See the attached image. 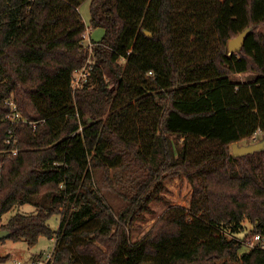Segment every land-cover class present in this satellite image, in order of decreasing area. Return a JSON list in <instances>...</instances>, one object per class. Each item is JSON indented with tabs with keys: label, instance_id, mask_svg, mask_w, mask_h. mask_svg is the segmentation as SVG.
I'll return each mask as SVG.
<instances>
[{
	"label": "trees",
	"instance_id": "obj_1",
	"mask_svg": "<svg viewBox=\"0 0 264 264\" xmlns=\"http://www.w3.org/2000/svg\"><path fill=\"white\" fill-rule=\"evenodd\" d=\"M84 1L0 0V229L31 246L54 238L52 264H264L249 243L264 242V149L232 150L264 132V0H92L90 25L105 29L92 53ZM249 71L258 76L231 78ZM9 100L26 121L7 119ZM96 170L127 177L119 212ZM175 175L191 183L190 205L170 206L133 241ZM24 204L35 208L3 220ZM246 220L250 231L229 237Z\"/></svg>",
	"mask_w": 264,
	"mask_h": 264
},
{
	"label": "rangeland",
	"instance_id": "obj_2",
	"mask_svg": "<svg viewBox=\"0 0 264 264\" xmlns=\"http://www.w3.org/2000/svg\"><path fill=\"white\" fill-rule=\"evenodd\" d=\"M91 1L85 0L80 6V12L86 23L88 37L90 40L98 41L104 35L105 29L102 27L92 28L90 25L91 18ZM261 31L264 33V25L261 26ZM94 43V42H93ZM87 64V63H86ZM91 75V72H90ZM89 75V76H90ZM88 76V77H89ZM258 76L256 72L235 73L231 78L235 81L253 80ZM264 139V132L258 131L253 139H244L239 141L241 145L255 143ZM127 173V172H126ZM95 185L100 190L102 195L108 200L115 212H119L125 205L126 200L123 198L121 191H125L127 186V177H124V182L119 180L111 173L108 178L102 170L95 171ZM192 185L189 180L183 175H175L165 179V189L163 195L165 200L154 201L150 204L151 211L145 214V219H139L131 228L133 241L140 240L150 229L154 227L159 218L168 210L170 206L188 207L192 199ZM32 204L18 205L9 210L3 220L6 222L13 214L17 212L30 213L34 210ZM49 224L53 229H57L60 224V216L54 215L50 218ZM247 229L236 235L227 233L229 237H242L246 232L250 231L251 224L248 220L245 221ZM255 239V238H253ZM55 246V239L47 236H41L38 243L34 246L29 245L25 240L14 241L10 238L0 241V255H9V260L5 264H37L38 260L44 259L47 253L52 252ZM220 264H240L239 261L231 259H223Z\"/></svg>",
	"mask_w": 264,
	"mask_h": 264
},
{
	"label": "built area",
	"instance_id": "obj_3",
	"mask_svg": "<svg viewBox=\"0 0 264 264\" xmlns=\"http://www.w3.org/2000/svg\"><path fill=\"white\" fill-rule=\"evenodd\" d=\"M83 40L85 43V47L87 49H89V51L92 53L93 50V46L94 43L90 40V38L88 37V33L86 32L83 35ZM92 69V64H91V60H89L87 62V64H85L82 68L76 70L75 74H74V78H73V87L76 88L78 86H81L87 79L88 76L90 75ZM8 104H10L13 107V111L11 114H9L7 116V119L10 120L11 123H17L19 121H26L27 119L24 117V115L17 109V104L15 103L14 100H9L7 101ZM32 123V122H30ZM10 135H13V129H10L9 131ZM13 139H9V142L16 141L17 139L14 138V136H12ZM262 237H260V235H256L255 239L250 241V245L251 246H255L258 245L262 248H264V242H261ZM54 249L52 252H49L46 254V256L44 257V259H40L38 260L37 264H52L51 262L53 261L54 258Z\"/></svg>",
	"mask_w": 264,
	"mask_h": 264
},
{
	"label": "water",
	"instance_id": "obj_4",
	"mask_svg": "<svg viewBox=\"0 0 264 264\" xmlns=\"http://www.w3.org/2000/svg\"><path fill=\"white\" fill-rule=\"evenodd\" d=\"M252 28L248 27L239 33L236 37L232 38L229 41V50L230 53L241 51L244 41L248 34L251 32ZM148 35H152L150 32H147ZM264 149V139L255 143H250L246 145H241L239 142H235L232 145L233 154L236 157L247 155L253 153L256 150ZM10 231L6 229H0V241L10 236Z\"/></svg>",
	"mask_w": 264,
	"mask_h": 264
}]
</instances>
